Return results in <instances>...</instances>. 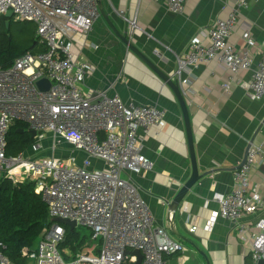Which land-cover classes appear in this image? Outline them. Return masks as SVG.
I'll list each match as a JSON object with an SVG mask.
<instances>
[{
	"label": "built area",
	"instance_id": "built-area-1",
	"mask_svg": "<svg viewBox=\"0 0 264 264\" xmlns=\"http://www.w3.org/2000/svg\"><path fill=\"white\" fill-rule=\"evenodd\" d=\"M165 1L175 13H182L187 2ZM246 5L239 0L226 20L215 22L206 39L194 37L187 52L177 57V69L169 79L177 82L183 97L191 82L187 73L217 61L231 74L223 84L226 92L235 76L250 72L251 79L242 87L251 100L264 98V52L260 49L261 60L254 65L251 53L258 46L249 31L242 36L247 45L244 51L229 42L239 8ZM10 10L15 20L36 24L41 50L20 56L10 68H0V184L3 180L14 185L32 182L48 205L49 221L27 254L30 262L135 264L137 257L131 252L139 250L142 264H166L168 256L183 253L185 245L156 224L136 183L124 177L126 172L140 174L153 168L154 162L143 153L144 141L151 130L166 126V111L156 105H126L106 91L88 95L81 91L92 65L74 58L72 37L92 32L101 16L97 0H0V18ZM128 22L132 34L137 32V19ZM43 79L50 82L48 91L38 87ZM16 122L36 132V153L8 155V134ZM48 136L52 156H43ZM66 144L85 154L81 164L73 155L56 157ZM263 158L262 147L251 144L245 163L234 173L232 190L215 193L219 210L212 212L205 225L211 232L219 218L232 222L240 242L251 248L252 264L264 261V215L260 212L264 197L261 187L250 179L253 167ZM92 159L104 167L92 168ZM173 217L169 212L170 221ZM62 221L89 229L92 239L101 241L98 254L74 256L69 247H62L66 239ZM197 229L194 225L189 232ZM3 249L0 244V264H12Z\"/></svg>",
	"mask_w": 264,
	"mask_h": 264
},
{
	"label": "crops",
	"instance_id": "crops-1",
	"mask_svg": "<svg viewBox=\"0 0 264 264\" xmlns=\"http://www.w3.org/2000/svg\"><path fill=\"white\" fill-rule=\"evenodd\" d=\"M238 1L187 0L183 12L175 13L165 0H100L103 12L92 32L72 37L74 58L92 65L80 86L84 94L106 91L126 105H156L166 111V126L151 130L144 141L143 153L154 162L153 168L124 174L138 186L156 224L185 245V251L168 256L166 264H252L251 248L240 242L232 222L219 218L211 232L205 225L212 212L219 210L215 193L232 190L234 173L250 145L264 152V98L251 100L242 87L251 79L250 72L235 76L226 92L223 84L231 74L217 61L187 73L191 82L183 102L166 82L190 41L206 39L215 22L226 20ZM245 1L229 42L244 51L247 45L242 36L249 31L258 46L251 53L256 65L260 49L264 52V0ZM134 18L138 29L132 34L128 20ZM123 38H132L134 50L128 49ZM61 150L62 157L73 155L80 164L86 157L68 144ZM92 162V168L104 167L103 162ZM196 168L199 179L176 208L172 203L193 180ZM250 179L261 187L264 197V158L255 164ZM260 212L264 215V207ZM194 225L198 229L190 233Z\"/></svg>",
	"mask_w": 264,
	"mask_h": 264
},
{
	"label": "trees",
	"instance_id": "trees-1",
	"mask_svg": "<svg viewBox=\"0 0 264 264\" xmlns=\"http://www.w3.org/2000/svg\"><path fill=\"white\" fill-rule=\"evenodd\" d=\"M30 21H16L6 15L0 18V68H10L27 52L38 53L36 27ZM24 130L23 133L20 131ZM33 136L22 122H16L8 134V155L29 151ZM48 205L35 192V184L14 185L10 180L0 184V244L12 264H30L27 254L35 248L48 219ZM66 239L62 247L72 243L71 232H81L64 225ZM74 253V252H73Z\"/></svg>",
	"mask_w": 264,
	"mask_h": 264
},
{
	"label": "water",
	"instance_id": "water-1",
	"mask_svg": "<svg viewBox=\"0 0 264 264\" xmlns=\"http://www.w3.org/2000/svg\"><path fill=\"white\" fill-rule=\"evenodd\" d=\"M97 3H98V6H99V9L101 11V13L103 12V7L101 5V2L100 0H97ZM7 17H10L12 18L13 17V10H10L8 12V14L6 15ZM127 47L130 49V50H134V46L133 44L129 41V39L127 38H123ZM168 84H171V86L173 87V91L174 93L176 94V97L180 100V101H184V97L181 95V92H180V89L177 85H175L169 78L167 79ZM38 87L42 90V91H48L49 88H50V82L47 80V79H43V80H40L38 82ZM21 133L24 132V130H21L20 131ZM33 138L36 136V132L32 131L31 132ZM247 158V157H246ZM246 158L244 159L243 163L241 165H243L246 161ZM240 165V167H241ZM199 179V174H198V170L196 168L195 170V174H194V178L193 180H191V182H189L183 189L182 191H180V193L176 196V198L174 199L172 205L175 206L176 205V208L178 207V204L184 199V197L186 196V194L189 192V190L196 184V182L198 181ZM63 224L69 226L72 230L74 228L77 227V224L76 222H72V221H62ZM127 253H130V252H127ZM132 255H136L137 257V262L135 264H142V261H143V255L142 253L139 251V250H135L133 252H131ZM260 264H264V261H261Z\"/></svg>",
	"mask_w": 264,
	"mask_h": 264
},
{
	"label": "rangeland",
	"instance_id": "rangeland-1",
	"mask_svg": "<svg viewBox=\"0 0 264 264\" xmlns=\"http://www.w3.org/2000/svg\"><path fill=\"white\" fill-rule=\"evenodd\" d=\"M16 21H18V20H16ZM32 23H33V25H35L34 27H36V30H37L36 24L34 22H32ZM43 145H44V148L48 147V149H47V151L42 152L41 155H43V156H52V152H51V149H50L51 146H52V139H51L50 136H48L47 141H45L43 143ZM44 150H46V149H44ZM29 151L36 153L35 147H34V143L32 144V146L29 149ZM62 152L63 151L60 149L57 152L56 157L58 158V157L65 156V155H63L64 153H62ZM77 228L81 232H71L72 243H69V245L67 247H69L74 252V256L79 255V254L97 255L98 254V249H99V247L101 245V241H94L92 239V233H91V231L89 229L84 228L82 226H78Z\"/></svg>",
	"mask_w": 264,
	"mask_h": 264
}]
</instances>
